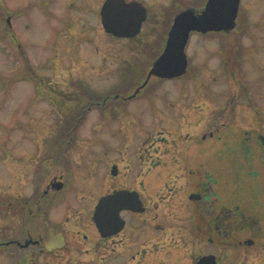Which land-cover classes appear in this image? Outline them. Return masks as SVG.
<instances>
[{
    "label": "rangeland",
    "instance_id": "obj_1",
    "mask_svg": "<svg viewBox=\"0 0 264 264\" xmlns=\"http://www.w3.org/2000/svg\"><path fill=\"white\" fill-rule=\"evenodd\" d=\"M103 1L0 0V203H13L17 197H30L36 168L44 164L43 156L46 154L53 157L48 170L44 166L43 173L50 174L41 181L45 185L51 180L50 176L64 175L70 195V231L67 232L72 249L70 257L36 258L35 264H195L202 254L215 255L220 264H264L262 227L259 234L262 241H255L252 247L226 245L222 244L223 241L212 245L205 232L193 235L195 224L185 211V195L182 196L181 190V181L185 177L180 156L185 149L187 153L198 156L201 170V164L209 159L206 155L202 156L196 147H187L189 142L183 136L186 137L188 129H179L181 121L178 114L172 116L158 102L144 108L142 100L123 103L124 109L120 108L117 112L108 111L107 108L112 107L108 104L104 108L91 106L85 112L79 110L88 107L96 97L97 101H102L106 95L135 90L140 82L132 83L131 77L135 80L138 74L133 72L131 77H124V61L125 65L130 62L139 68L138 71L144 66L140 76L143 80L161 51V40L172 13L181 12L187 5L199 9L205 0H147L148 19L144 29L133 40L124 41L110 40L97 29L99 21L92 12L97 17ZM172 10V13L168 12ZM252 16L255 14L249 15ZM254 42L258 43L257 52L260 53L258 56L248 53L251 59L244 58L243 62L247 63L241 64V68L250 78L258 77L264 81L263 40L256 39ZM143 43L146 46L139 47ZM93 45L100 48L103 63L100 56H95L91 50L89 53ZM212 49L210 40L191 35L185 50L188 59L186 74L162 82L151 79L145 89L150 92L147 96L159 93L163 96L165 93L170 101H176L178 105L184 102L180 106L192 110L184 123L189 122L195 127L196 121V129L192 127L191 130L197 138L212 132L221 123H229L233 129L237 127L234 131L238 132L250 130L252 127L247 120H251L253 125H257L258 121L256 129L264 136V124L261 123L264 114L260 115L257 110L260 106L264 108V87L262 96L246 95L247 99H253V105L246 103L240 106L235 102V111L230 112L229 107L222 111V105H227L229 101H223L219 93L233 95L236 89L231 87L234 84L227 75V78L216 82L209 80L218 63L216 58H211ZM74 54L85 63L75 61ZM252 84L257 92L259 86H264L258 81ZM181 96L190 99H185V102ZM251 106L253 108L250 109ZM69 107L74 109L68 111ZM200 107L203 110L198 112ZM207 108H210L209 111ZM196 109L197 112L193 113ZM235 114L237 119L234 122ZM144 140L151 161H146L143 169L147 171L150 185L140 194L148 212L126 216L127 228L114 240L103 244L98 242L95 247L97 236L84 231L90 241H82L78 226L89 227L86 214L96 205L102 180L107 186L102 193L115 187L116 181L111 180L109 175L111 164H117V176L123 177L133 165L131 160L137 165V148ZM65 141H70L71 147L62 151L61 142ZM51 142L56 144L52 152L46 153V145ZM224 149L225 146L221 147L222 151ZM104 153L106 157L102 159ZM55 159L57 162L54 163ZM158 175L160 178H157ZM232 180L233 184L227 185L233 188L229 194L231 202L248 189L245 179L235 177ZM220 186L218 189H221ZM168 188L177 189L174 202L161 200L167 196ZM83 208L84 213L80 211ZM55 212L51 211V220ZM8 217L6 225L15 228L16 217ZM2 226L0 214V228ZM243 237L240 235V239Z\"/></svg>",
    "mask_w": 264,
    "mask_h": 264
},
{
    "label": "flooded vegetation",
    "instance_id": "obj_2",
    "mask_svg": "<svg viewBox=\"0 0 264 264\" xmlns=\"http://www.w3.org/2000/svg\"><path fill=\"white\" fill-rule=\"evenodd\" d=\"M125 1L138 2L146 10V19L141 26V32L142 29H144L145 22L148 19V8L146 6L147 0ZM247 1L248 0H240L236 26L233 30L228 32H211L207 34L192 33L193 35L199 37L203 36L212 43L213 49L211 50L210 55L212 59L216 58L218 63L216 70L212 71L213 74L211 73L209 80L211 82H216L223 78H227V75L234 84L231 87L234 86L236 89L234 91L235 94L233 95L223 94L222 91L219 93L223 101H229L227 105H222V111L225 109V107H229L230 112L235 111V102L240 104V106L245 105L246 103L253 105V99H247L246 95L249 97H252L253 94H256L255 96L263 95L264 86H259L257 88L259 89V92H257L256 86L252 83H255L256 81L264 83V81L260 80L258 77L250 78L246 70L241 68L244 63H247V61L243 62L244 58H246L248 61L251 59L247 56L248 53L256 56H258V53H260L257 52L259 48L258 43L254 41L256 39L263 40L262 44L264 45V0H250L248 3ZM203 2L199 9L204 7L206 0ZM256 7H259L260 9H257ZM183 8V10H186L193 7L191 5H187ZM168 12L172 13L173 10ZM253 13L255 16L249 17V15H252ZM165 14L167 13L165 12ZM176 14V12L172 13V17L169 21H167L166 31L161 40V51L164 47L167 33ZM92 15L99 21V25L96 26L97 29L100 32L105 33L101 24L100 9L98 11L97 17L94 11L92 12ZM105 34L110 38V40L116 41L133 40L139 35L138 34L131 38H116L111 34ZM242 39H244L245 42H243ZM142 46H146L145 43L139 47ZM262 49H264V46ZM90 50L95 56H100L101 58L103 57L98 46L93 45L91 49L89 48V53ZM74 60L80 64L85 63L80 59V57H77L76 55L74 56ZM103 60L104 58H102V63ZM116 62H118L117 59ZM125 63L126 60L123 63V67L126 69L124 77H131L130 73L133 72L138 74L135 80L131 77V81H133L132 83L140 82V84L136 86L135 90H133L131 93L129 90L115 92V94L104 96L102 101H97L96 97L94 101H90L88 107L79 108V110L81 112H85L86 110H90L91 106H95L96 108H104V106L108 104V106H112L111 108H107L108 111H111L112 109V111L117 112L120 110V108L124 109L123 103L126 104L136 100H142L145 104L144 108L146 105H148L149 108L151 105H154V103L157 104L158 102V104L161 103L165 109L167 108L168 111L171 112L172 116L178 114V117H180L178 120L181 121L179 129H188L186 137L183 136L185 141L189 142L187 147H189V145L196 147L197 151L202 152V156L206 155L209 159H205L206 162L201 164V168H203V170H201L198 166V156L187 153L186 149L185 152L180 156L182 170L184 171L183 176L185 177L183 182L181 181V190L183 191L182 196L183 194L185 195L184 201L187 208L185 211H187L189 214L192 220L191 222L195 224L193 235L196 236L201 232H205L207 240L212 245L215 243L216 245L218 243L220 244L223 241L222 244L226 245L252 247L254 246L255 241H262V237H260L261 235L259 234L260 227L264 228V136H262L263 134L256 129L257 125L259 126V122L256 121L258 118L256 117L257 119H254L252 116H248L249 118L254 119L257 124L253 125L251 120H247L249 122L247 124L251 125L252 127H249L251 128L250 130L238 132L234 131V129L237 127L233 129L229 123H221L220 125H217V127L214 128L212 132H209L207 135L202 134L200 138H197V135L193 134L191 130L192 127H194L193 124H189V122L186 124L184 123V120H187V114H191L190 112H192L191 108H182V106H180L183 105L184 102L178 105L175 103L176 101H170L171 99L169 98V95H166L165 93L163 96H160V93L156 94L155 96L153 95L152 97L147 96L150 92L147 90L145 91V89L149 87L151 79L160 82L166 80L151 77L147 84L140 88V86L146 80L148 72L145 75V78L142 80L141 74L144 72V66L138 71L139 68H135L130 62H127L126 65ZM239 63L240 65L237 67ZM181 97H183V101H185V99H190V97ZM112 102H117V104L113 105ZM260 107H257V110L258 113L262 115L264 114V108ZM249 108L251 109L253 107L251 106ZM72 109L74 108L69 107L68 111ZM207 109L209 111L210 108ZM202 110L203 107L198 108V112ZM194 111L197 112V109L193 110V113ZM219 115L223 116L221 113H219ZM236 119L237 117L235 114V118H233L234 122ZM259 120L261 121L262 119ZM261 123L264 124V121H261ZM194 125V128L196 129V121ZM192 135L195 138H193ZM51 143L46 145L48 148L46 153L52 152V147L54 144H56ZM61 143L64 147L62 151L65 150V147L67 149L68 147H71L70 141ZM172 143L175 142L173 141ZM103 145L107 146L106 144ZM145 146L146 141L144 140V142L137 148V165H135L131 160V164L133 165L132 167H129V170H127V173L123 175V177L117 176L119 173L117 164H115V162L111 164L109 175L111 180L115 179V187L111 189L108 188L106 189V192L102 193L103 188L107 187L105 186L106 181L102 180L101 187L99 189L101 193L96 198L97 205L100 198L110 195L114 191L128 190L130 192H136L142 203L144 211L142 213H134L126 210L122 211L120 216L124 220L123 229L117 234H113L108 237H102L93 222V213L96 207L95 205L93 210L86 214L87 219L89 220V227H84L82 224H79L78 226V235L82 241H90L88 234L92 233L97 236V241L94 242L95 247H97V244L99 243L103 244L104 242L106 243L114 240L126 230L128 224L126 216L132 217L148 212L147 206L143 202L140 194L150 185L149 178L147 177V171L144 172L143 169L145 162L147 161L150 163L151 161L150 156L147 154L149 151L145 149ZM224 146L226 149L222 151L221 147ZM105 153L103 154L104 156L102 155V159L106 157ZM52 157L53 156L50 154L43 156L44 164H41L36 168V174L33 181L34 189L30 197H26L27 199L23 197H17L18 199H16V202H9L6 204L4 203L2 206L4 207L1 213L4 226L0 228V257H2L1 264H35L34 259L36 258H50V256L55 258V255H59L60 257H70L72 249L71 241L69 240L70 234L67 232L70 231V226L68 224L71 218V208H69L70 195L68 192L65 176L52 175L50 176L51 180L45 185L44 181H41L42 178H46L50 174L49 172H46L45 174L43 172L45 165L48 170V165L51 162ZM172 157L175 156L172 155ZM175 161L177 162L176 158ZM55 162H57V159L54 160V163ZM204 163H206V165ZM113 167L116 168V175H112L111 173ZM127 174H131L132 176L128 177ZM235 177L243 180L245 179L248 184V189H244V191L240 194L241 196L231 202L229 194L233 188L227 185L228 183L232 185V179ZM157 178H160V176L158 175ZM127 179L132 181V183L128 184ZM56 182L62 184L60 188L53 187V184ZM220 183H222L221 186ZM218 186H220L221 189H218ZM166 187H168V185H166ZM167 191V196L163 199L160 197L161 200L164 202H170V200L174 202V198L176 195H178L177 189L168 188ZM51 211H56L52 220L49 218ZM80 211L84 213V208ZM12 215L14 218L16 217L15 228H10L6 225L9 218L8 216ZM75 219H77V217ZM203 227L204 230H202ZM84 231H86L88 234H86ZM240 235H244V237L240 239ZM237 239L238 241H235ZM100 249L101 247L98 248V250ZM73 251L75 252L74 249ZM242 253H247V251H243ZM257 254L261 253H256V255ZM205 255L213 254H202L197 257L196 262L199 258ZM216 261L217 264H220L217 257ZM48 263L49 262H47V264ZM241 263L245 264L246 262Z\"/></svg>",
    "mask_w": 264,
    "mask_h": 264
},
{
    "label": "water",
    "instance_id": "obj_3",
    "mask_svg": "<svg viewBox=\"0 0 264 264\" xmlns=\"http://www.w3.org/2000/svg\"><path fill=\"white\" fill-rule=\"evenodd\" d=\"M240 0H206L202 9L189 8L177 13L167 33L162 51L151 64L146 80L151 77L170 80L186 74L188 59L186 46L192 33L228 32L235 28ZM101 24L104 31L116 38H131L139 34L146 19V10L138 2L105 0L101 10ZM112 175H116L113 167ZM61 183H54L60 188ZM192 198V196H191ZM142 213L144 208L136 192L114 191L99 199L93 222L102 237L119 233L124 227L120 217L122 211ZM196 264H217L214 255H205Z\"/></svg>",
    "mask_w": 264,
    "mask_h": 264
},
{
    "label": "trees",
    "instance_id": "obj_4",
    "mask_svg": "<svg viewBox=\"0 0 264 264\" xmlns=\"http://www.w3.org/2000/svg\"><path fill=\"white\" fill-rule=\"evenodd\" d=\"M43 165V164H42ZM3 202H2V204L0 203V214L2 213V211H3V209H4V207H2L3 206ZM6 204V203H5ZM7 208H9V207H7Z\"/></svg>",
    "mask_w": 264,
    "mask_h": 264
}]
</instances>
